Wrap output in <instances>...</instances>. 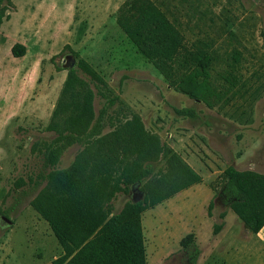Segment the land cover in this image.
Here are the masks:
<instances>
[{
    "label": "rangeland",
    "instance_id": "1",
    "mask_svg": "<svg viewBox=\"0 0 264 264\" xmlns=\"http://www.w3.org/2000/svg\"><path fill=\"white\" fill-rule=\"evenodd\" d=\"M128 1L0 4V264H53L63 254L31 201L45 186L34 184L40 152L54 138L46 127L71 55L106 82L95 96L96 114L117 96L113 124L140 118L202 177L143 214L147 264H264V229L251 234L219 196L227 167L264 173V0H150L184 38L182 56L165 73L120 28L118 14ZM16 44L25 46L21 58L11 53ZM190 78L200 99L182 89ZM186 109L191 113L176 111ZM79 150L70 147L59 167H68ZM131 198L120 194L116 211ZM216 224H222L218 233ZM189 235L194 239L185 248Z\"/></svg>",
    "mask_w": 264,
    "mask_h": 264
},
{
    "label": "trees",
    "instance_id": "2",
    "mask_svg": "<svg viewBox=\"0 0 264 264\" xmlns=\"http://www.w3.org/2000/svg\"><path fill=\"white\" fill-rule=\"evenodd\" d=\"M118 24L138 52L163 73L183 54V36L150 0L126 2ZM11 53L21 58L25 46L16 44ZM105 84L88 63H77L68 70L46 127L54 138L40 152L42 171L34 183L45 182V186L31 206L48 223L62 248L63 254L53 264H147L143 214L203 181L180 155L149 133L140 118L113 124L110 112L117 96L106 98L108 104L96 114L95 96ZM197 87L196 78H190L182 89L200 99ZM176 111L191 113L189 109ZM107 125L111 129L105 132ZM75 145L80 150L73 162L60 168L63 154ZM222 179L219 196L251 234H259L264 229V173L229 166ZM136 183H140L144 199L131 200L117 212L115 200L120 194L131 195L130 188ZM21 184L26 183L21 180ZM213 207L212 201L209 209ZM221 229L222 224H216L214 231ZM193 239V235L187 236L182 246L188 247Z\"/></svg>",
    "mask_w": 264,
    "mask_h": 264
},
{
    "label": "water",
    "instance_id": "3",
    "mask_svg": "<svg viewBox=\"0 0 264 264\" xmlns=\"http://www.w3.org/2000/svg\"><path fill=\"white\" fill-rule=\"evenodd\" d=\"M67 59H68L69 63L65 64L63 66V70L74 69L77 66V61H76L75 57L73 55H71ZM130 192H131V196H132L131 200L133 203H137L139 201H142L145 197V194L140 190V183H136V184L132 185L130 188ZM3 220L9 225L13 224L10 221H8L6 218H3Z\"/></svg>",
    "mask_w": 264,
    "mask_h": 264
},
{
    "label": "flooded vegetation",
    "instance_id": "4",
    "mask_svg": "<svg viewBox=\"0 0 264 264\" xmlns=\"http://www.w3.org/2000/svg\"><path fill=\"white\" fill-rule=\"evenodd\" d=\"M69 56H66V58H68ZM68 60V59H67Z\"/></svg>",
    "mask_w": 264,
    "mask_h": 264
}]
</instances>
